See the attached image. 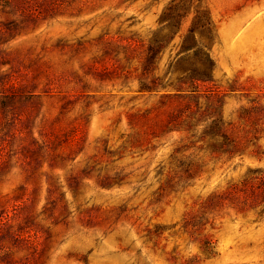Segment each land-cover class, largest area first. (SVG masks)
Segmentation results:
<instances>
[{"label": "rangeland", "instance_id": "rangeland-1", "mask_svg": "<svg viewBox=\"0 0 264 264\" xmlns=\"http://www.w3.org/2000/svg\"><path fill=\"white\" fill-rule=\"evenodd\" d=\"M172 1L0 0V264H264V0H206L181 100L137 77Z\"/></svg>", "mask_w": 264, "mask_h": 264}, {"label": "trees", "instance_id": "trees-1", "mask_svg": "<svg viewBox=\"0 0 264 264\" xmlns=\"http://www.w3.org/2000/svg\"><path fill=\"white\" fill-rule=\"evenodd\" d=\"M194 13L188 33L180 43L174 39L182 30V20ZM166 22L155 32L145 49L142 72L137 76L139 91L162 93L164 97L181 100L198 91L199 82L211 80L215 62L209 45L216 33L206 0H173L163 12ZM200 37V38H199ZM174 56L165 64L160 75L164 54ZM181 105V102L178 103Z\"/></svg>", "mask_w": 264, "mask_h": 264}]
</instances>
